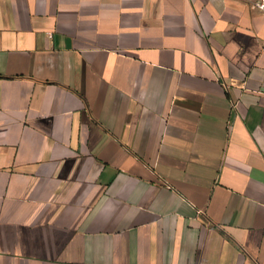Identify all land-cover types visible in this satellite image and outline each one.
Instances as JSON below:
<instances>
[{
  "label": "crops",
  "instance_id": "obj_1",
  "mask_svg": "<svg viewBox=\"0 0 264 264\" xmlns=\"http://www.w3.org/2000/svg\"><path fill=\"white\" fill-rule=\"evenodd\" d=\"M256 0H0V264H264Z\"/></svg>",
  "mask_w": 264,
  "mask_h": 264
},
{
  "label": "built area",
  "instance_id": "obj_2",
  "mask_svg": "<svg viewBox=\"0 0 264 264\" xmlns=\"http://www.w3.org/2000/svg\"><path fill=\"white\" fill-rule=\"evenodd\" d=\"M254 6L257 7L264 14V0H256Z\"/></svg>",
  "mask_w": 264,
  "mask_h": 264
}]
</instances>
